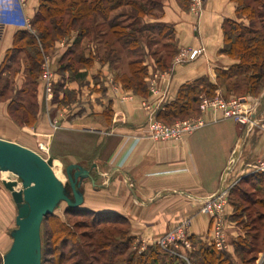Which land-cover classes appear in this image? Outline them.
Returning <instances> with one entry per match:
<instances>
[{
  "label": "crops",
  "instance_id": "obj_1",
  "mask_svg": "<svg viewBox=\"0 0 264 264\" xmlns=\"http://www.w3.org/2000/svg\"><path fill=\"white\" fill-rule=\"evenodd\" d=\"M38 3L39 0H0V66L13 47L15 33L27 29L26 23L34 16ZM187 5L179 0H161L162 15L147 14L143 21L171 27L177 49L203 47V51L190 61H171L165 69L151 61L143 62L147 68L144 93L123 88L108 65L98 59L87 66L79 65L71 76L68 71L54 70L61 84L56 91L59 98L51 106L56 107L63 98L61 90L74 93L76 99L68 105L67 132H57L51 138L52 157L90 168L92 176L96 173L94 178L102 182L99 187L89 182L82 185L83 203L79 208L119 214L130 220L132 234L145 241L187 216H192L191 235L206 236L210 218L199 212L202 200L216 193L222 180L229 181L230 194L234 185L259 173L251 172L250 166L264 153V132L258 124L240 125L209 111L203 114L202 126L180 139L156 141L146 134L150 111L158 118L175 101L183 85L201 77L216 83L217 70L235 62L221 52L223 22L235 19L248 23L245 18H237L233 0H202L199 15L189 11ZM75 35L71 32L57 57ZM151 82L154 92L149 88ZM215 91L219 92V88ZM253 100L259 101L253 117L262 121L264 88ZM142 102L148 103L150 110ZM39 108L34 128L19 127L10 117L7 104L0 101V138L31 149L30 142L35 140L28 131L38 136L49 132L42 102ZM64 147L69 150L67 155Z\"/></svg>",
  "mask_w": 264,
  "mask_h": 264
},
{
  "label": "trees",
  "instance_id": "obj_2",
  "mask_svg": "<svg viewBox=\"0 0 264 264\" xmlns=\"http://www.w3.org/2000/svg\"><path fill=\"white\" fill-rule=\"evenodd\" d=\"M233 1L236 3L237 18H245L248 21L245 24L235 19H226L222 25L224 44L221 52L233 58L235 62L227 69L217 70L216 83H211L206 77H201L183 85L179 89L175 101L168 104V110L164 113L162 112L161 115L159 114L158 118L162 122L168 118L175 119L179 116L187 115L190 111H197L201 93L205 96H211L219 88L227 96L228 94L256 96L264 88V0ZM159 4L161 7V2L156 0H39L36 12L29 20L30 29L19 30L15 33L11 49L20 50L25 54L28 60V73L31 78H34L39 72L43 54L48 49H51L56 41L63 37L69 38L71 32L74 31L76 35L73 42L60 57V69L77 71L79 65L87 66L92 62L94 56L91 51L85 53L86 47L83 40L94 38L100 39L102 45H104V52L100 56L101 60L108 59L110 64L114 65L118 63V53L122 49L126 48L124 51L131 55L136 53L139 47V36H142L144 31L154 36L170 37L173 40L172 28L163 23H144L142 26H138L143 16L154 14V8ZM121 6L130 8V15L127 16L131 21L124 23L118 19L121 15L110 17L111 12ZM99 18L101 21L98 23L97 19ZM103 23L107 25L108 31L96 32L98 26ZM164 30L169 33H165ZM107 38H110L111 41ZM7 53L4 59H6ZM170 57L169 55L167 58H158L156 64L165 69L170 64ZM115 74L116 79L124 85V88L131 89L136 93L147 91V83L145 81L147 68L143 61L141 62L137 58L128 59L127 71L120 73L116 71ZM26 102L29 105L33 104L27 100ZM24 104V102L19 100L18 105L12 108V103L10 102L9 112L12 113L13 110L24 109ZM29 111H24V116H29V120L27 117V121H25L28 123L33 119V114L31 115ZM248 178L243 182L251 186L264 185V174L262 173H256ZM238 186L232 188L230 195H228L229 200L231 195L238 190ZM240 194H242L241 191L239 192ZM235 204L233 203L232 205ZM238 208H240L239 205ZM66 212L80 215L90 214L92 216L91 222H93L92 225L94 226L96 223L117 222V219L111 217L109 213L82 208H67ZM50 218L60 223L59 219L51 213L44 218L42 224ZM261 218L259 217V219ZM63 225L64 223L62 222L59 224V227L54 231L56 237L53 238L66 237L67 228ZM79 225L82 227L88 226L86 221H80ZM97 232H99V236L98 234H96L97 236H92L94 238V246H100L101 252L99 256L88 261L87 264H145L149 260V264H157L160 262L159 254H163L162 256H164V262L166 263L168 256L162 253L157 246L152 245L149 253L140 252L136 255L135 252H129L127 253L128 255H124L127 248H129V238L126 239V244L123 241L115 243L108 237V231L97 230ZM190 239L193 246H197L190 254L192 256L190 258L193 261L192 264H230L229 256L225 252L217 250L214 245L206 244L204 240L195 235H191ZM239 242L242 241L238 239L234 243L238 245ZM82 246V244L79 245L80 259L74 264H83L86 259L87 253ZM54 250L53 245H49L47 240H42L41 237V264L44 263L46 258L43 253H52ZM60 254L64 260L69 258V255H65L63 252Z\"/></svg>",
  "mask_w": 264,
  "mask_h": 264
},
{
  "label": "rangeland",
  "instance_id": "obj_3",
  "mask_svg": "<svg viewBox=\"0 0 264 264\" xmlns=\"http://www.w3.org/2000/svg\"><path fill=\"white\" fill-rule=\"evenodd\" d=\"M156 1L161 2V0ZM179 2H181L184 6L188 3L187 8L189 9V11H191L190 0H179ZM130 12L131 11L128 6H121L116 10L112 11L110 17L121 15L118 19L122 20L124 23H127L131 21L130 18L127 16L130 15ZM154 14L156 16L162 15V7H160V4L154 8ZM97 20L98 23L101 21L100 18ZM144 23L145 22L142 18L140 23H138V26H142ZM27 29H30V26ZM97 31H108V27L105 23L100 24L96 29V32ZM164 32L169 33L167 30H164ZM107 39L110 40V38ZM66 41L67 37L59 39L55 42L51 49H48L46 53L43 54L39 72L36 76H34V78H31V75L28 73V60L26 59L25 54L20 50L15 51V49H11V51L7 53L6 59H4L0 68V101L5 102L7 104V111L10 117L12 118L13 122L17 126H28L29 128H34L38 119V113L40 110L39 106L41 105V102L46 108L45 112L47 113L49 119V132H45L44 134L38 136L35 131H28V135H31L35 140L33 142H30L32 146L31 149L36 151L44 158L52 157V153H54V151L51 149V138L57 132L66 131L65 126L66 123H68L67 116L70 114L68 105L69 103L73 102L72 100L75 101L76 99L74 93L68 90H61L63 92V98L58 101L56 107L51 106V102L56 101L59 98L56 95V91L58 90V88H60L61 84L59 80H56L54 73V70L56 72L62 70L60 69V58L57 57L56 54L65 49ZM83 41L86 47L85 53L91 51L92 55L94 56L92 61L94 59H98V61L102 64H107L108 69L113 72V77L115 81L119 82L123 88L124 85L116 79L115 73L116 71H118V73L127 71L128 59L137 58L141 62L151 61V63L156 65L159 69H163V67H159L156 64V60L158 58H167V56L170 55L171 57L169 61L171 62L176 56H178L179 52L182 51L177 49L176 43L174 40H172V38L154 36L153 34L144 31L142 32V36H139V47L138 50H136V53L134 55H131L130 53H126L124 51L126 48L122 49L121 51H119V49V61L117 64L113 65L110 64L108 59V61L101 60L100 56L104 52V45H102V41L100 39L94 38L91 40L87 39ZM56 44L58 45V47H55ZM43 63L48 64V70L51 73V91L47 90V83L45 81L43 70L41 68ZM67 71L70 76L73 75V73L75 72L73 69ZM32 81H34L33 84H31ZM216 94H219L224 100H228L231 97H245L247 98V100H253V96L251 97V95L248 94H228L227 96V94L224 91H221L220 89L219 92L215 91L211 96L206 97L212 98ZM38 96L41 98L39 99ZM19 100L25 103L24 109H17V111L13 110L12 113H10L9 103L11 102V107L14 108L16 105H18ZM26 100L33 104L29 105ZM47 106L51 107L47 108ZM27 110L31 115L33 114V119L32 121H29V123L25 122L27 121V117L29 120V116H24V111L28 112ZM198 115L199 110L197 109V111L195 112L190 111L187 115L179 116L175 119H167L166 121H163V123L170 124L176 120L188 119L191 117H196ZM156 119L161 121L158 118ZM63 135L66 136L64 145H67L65 144L67 143V133ZM63 151L66 152V155L69 152L67 147H64ZM66 165V162H58L57 160L53 159V171L62 182L66 181ZM92 169L94 170V167ZM95 170H97L96 167ZM94 176H96V173L92 176L94 184L89 178H86L83 181V187L88 185V182L92 185H95V183H97V186L99 183H102L98 179L94 178ZM2 179L4 178L2 177V171H0V264L2 255L7 251L12 241V238L10 236V230L15 228L16 215L15 203L10 195V192L3 186ZM13 179L17 180V187H20V182L18 181L17 177L14 176ZM228 183L229 181L224 182V180H222L220 188L224 189L225 187H228ZM235 186L237 187L238 185H234L233 187ZM238 190H240L242 194L239 195L240 191ZM238 190H236V192L231 195L230 200L229 197L227 199L228 204L225 220L226 243L225 248L221 249L220 251L225 252L226 255L229 256L228 259L230 264H264V185L261 184L260 186H251L247 183H240L238 186ZM231 203H236L235 205L237 207L235 205H232ZM238 205L240 206V208H238ZM228 207L230 208L229 210ZM67 208L68 205L64 201H62L53 211V216L58 218L60 223H64L63 226L67 228V232L65 233L66 237L53 238L56 237L54 231L56 230V228L59 227L60 224L57 223V221H55L54 219H48V221L44 222L41 226L42 240L46 239L47 243H49V245L52 244L55 248L54 252L52 253H43L44 257H46L43 264H74L78 262L77 260L80 259L79 245L81 244L83 245V250L87 253L86 259L83 261V264H87L88 261H91L93 258L99 256L101 252L100 246H94V238L92 236L96 234H98V236L100 235L99 232L96 233L97 230L108 231V237L111 238L112 241H114L115 243H120L123 241L124 244H126V239L129 238V248H127L126 254L124 255H128L127 253L129 252H135L136 255H138L140 252L149 253V249L152 245L157 246L153 242L155 241V239H157V237L169 231L171 228L180 223L188 226V232L191 236L190 227L192 224V216L182 218L180 221L176 222L173 227L149 239V241H145V239L132 234L130 220L119 214L109 213L111 217L117 219V222L115 223H96V225L94 226L92 225V216L90 214L80 215L72 212H66ZM259 217L262 218L259 219ZM80 221H86L88 226H80ZM210 233L211 219L209 229L207 230V235L201 238L208 245H211L209 241H207V239L209 240L211 236ZM238 239L242 242H239L238 245H235L234 242H236ZM191 245L192 246L190 249H186L185 247H177L175 253L164 251L162 248L157 246L159 247V249H161L160 251L162 253L168 256L167 260L165 259V263L163 258L164 256H162L163 254H159L160 262L157 264H192L193 261L190 260V258L192 257L190 254L194 251V248H196L197 246L194 247L192 242ZM62 252L65 255H69V258L65 260L62 259L60 254ZM149 263L150 260L145 264Z\"/></svg>",
  "mask_w": 264,
  "mask_h": 264
},
{
  "label": "water",
  "instance_id": "obj_4",
  "mask_svg": "<svg viewBox=\"0 0 264 264\" xmlns=\"http://www.w3.org/2000/svg\"><path fill=\"white\" fill-rule=\"evenodd\" d=\"M53 157L44 158L19 143L0 138V171H7L17 180L2 179L16 206L15 228L1 264H41V224L64 201L68 208L83 203L84 179L92 183L90 168L78 163L65 166L66 181L53 171Z\"/></svg>",
  "mask_w": 264,
  "mask_h": 264
},
{
  "label": "built area",
  "instance_id": "obj_5",
  "mask_svg": "<svg viewBox=\"0 0 264 264\" xmlns=\"http://www.w3.org/2000/svg\"><path fill=\"white\" fill-rule=\"evenodd\" d=\"M22 2L24 0H21ZM191 11L199 15L202 8V0H190ZM29 28V22L26 23ZM203 47L182 50L178 56L173 59V64H178L185 61L195 59L201 52ZM47 63V62H46ZM42 64V70L47 83V90L51 91L52 80L48 70V64ZM150 91L154 92V83L150 84ZM259 101L247 100L245 97H231L224 100L219 94L212 98L206 97L203 93L199 95L198 110L200 114L196 117L188 119L176 120L170 124L163 123L154 117L150 111L146 123L147 135L149 138L156 141L168 139H180L183 135L191 133L205 123L203 114L206 112L220 113L222 117L232 118L240 125L258 124L264 132V120L259 121L254 119L253 113L257 110ZM141 105L150 110V106L146 102ZM251 172H259L264 174V153L256 159L250 166ZM228 187L219 188L218 191L202 200L200 212L206 214L211 219V236L209 243L214 245L217 250L225 248V220L228 204ZM188 226L182 223L177 224L169 231L160 235L155 239L154 244L162 248L164 251L175 253L177 247L191 248L190 235Z\"/></svg>",
  "mask_w": 264,
  "mask_h": 264
},
{
  "label": "bare ground",
  "instance_id": "obj_6",
  "mask_svg": "<svg viewBox=\"0 0 264 264\" xmlns=\"http://www.w3.org/2000/svg\"><path fill=\"white\" fill-rule=\"evenodd\" d=\"M2 177L4 179H13L14 175L7 171H2Z\"/></svg>",
  "mask_w": 264,
  "mask_h": 264
}]
</instances>
